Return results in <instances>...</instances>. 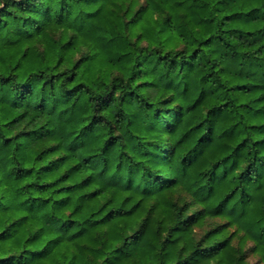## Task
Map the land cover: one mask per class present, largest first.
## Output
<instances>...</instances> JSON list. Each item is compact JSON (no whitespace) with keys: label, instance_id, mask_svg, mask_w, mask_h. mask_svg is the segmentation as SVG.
Wrapping results in <instances>:
<instances>
[{"label":"trees","instance_id":"obj_1","mask_svg":"<svg viewBox=\"0 0 264 264\" xmlns=\"http://www.w3.org/2000/svg\"><path fill=\"white\" fill-rule=\"evenodd\" d=\"M0 264H264V0H0Z\"/></svg>","mask_w":264,"mask_h":264}]
</instances>
